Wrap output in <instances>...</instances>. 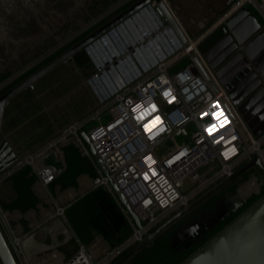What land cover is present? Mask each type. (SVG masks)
<instances>
[{
	"label": "built area",
	"instance_id": "2783aa9c",
	"mask_svg": "<svg viewBox=\"0 0 264 264\" xmlns=\"http://www.w3.org/2000/svg\"><path fill=\"white\" fill-rule=\"evenodd\" d=\"M246 5H252L264 16V0H238L234 8ZM163 33L168 37L163 35L159 41L155 35L159 44L151 48L153 51L142 44L147 41L151 47L155 41L151 43L149 37L139 33L121 43L124 49L119 50L120 54L114 56L110 52L102 60L93 58L95 73L88 82L98 93L96 108L0 172L1 186L14 173L29 167L40 194L52 202L55 216L64 219L68 206L60 207L53 200L56 173L44 160L56 153L57 160L62 161L61 149L73 144L96 172L93 186L105 187L111 194L130 235L117 243L103 234L86 244L75 238L76 248L69 256L53 249L44 257L30 260L22 248V238L0 205V230L17 264H113L173 213L231 177L255 155L264 174V130L254 135L239 118L237 106L207 73L208 65L200 58L195 40L201 61L197 59L216 91L191 58L189 42L184 46L173 30L179 42L166 28ZM171 37L177 43L173 49L166 46ZM182 59L187 63L171 71ZM81 132L101 160L105 173L97 166ZM184 180L190 182V187L182 192ZM111 182L122 192L140 226L119 203Z\"/></svg>",
	"mask_w": 264,
	"mask_h": 264
},
{
	"label": "water",
	"instance_id": "95a60500",
	"mask_svg": "<svg viewBox=\"0 0 264 264\" xmlns=\"http://www.w3.org/2000/svg\"><path fill=\"white\" fill-rule=\"evenodd\" d=\"M116 1L118 0H0V81ZM163 3H165L164 0H138L121 14L106 22L1 94L0 121L5 103L13 96L28 88L58 65L71 61L77 53L86 51L88 47L110 30L150 4H155L164 13L173 32L180 42L187 46L177 25L174 24L164 9ZM222 18L207 30L202 37L195 39V43L198 48L200 44L219 29V32L214 34L212 44L208 45L204 51L201 52L199 49L198 51L202 53L204 61L213 71L223 63L219 70L214 71V74L233 104L237 106V110L247 126L254 135H258L264 130V115L260 116L257 111L258 109H264V33L261 32L254 14L245 6L233 8ZM147 44L149 45V43ZM190 55L211 88L216 91L213 82L195 55L193 53ZM232 67L233 72L229 76ZM224 72L227 74H223ZM251 92L252 94H250ZM243 109L244 111H242ZM261 119L262 121L257 124L256 121ZM81 136L92 152L97 166L105 173L101 160L93 151L83 132H81ZM9 153L7 144H0V172L16 162V159ZM254 167H259L256 155L231 177L218 183L187 207L169 217L165 223L146 235L142 242L138 243L113 264L128 262L142 248L151 246L157 237L180 223L188 214L213 196L226 190L231 183ZM111 187L119 203L134 219L136 225L140 226L122 192L113 182H111ZM235 202V207L231 208L228 213L226 212L225 217H219L216 225L227 218L230 213L235 214L243 204L240 199H236ZM212 229V227L206 229L203 235L209 234ZM200 241H203V239ZM0 263L17 264L1 230ZM181 264H264V197L204 242Z\"/></svg>",
	"mask_w": 264,
	"mask_h": 264
},
{
	"label": "crops",
	"instance_id": "0c3cea01",
	"mask_svg": "<svg viewBox=\"0 0 264 264\" xmlns=\"http://www.w3.org/2000/svg\"><path fill=\"white\" fill-rule=\"evenodd\" d=\"M237 1L191 0L189 2V0H174L177 7L176 14L181 22L168 4L163 3V5L182 36L195 45L189 37L191 36L193 39L202 37L218 20L234 8ZM245 7L254 14L261 32L264 33L262 13L252 5ZM159 18L155 9L145 16L138 12L117 28L118 37L114 34L107 35V42L102 43L100 40L92 45L90 50L92 57L102 60L105 54L112 53L114 56L120 54L119 50L124 49L121 43L127 42L129 37H136L139 33L145 38L149 37V42L156 41L155 35L159 37L160 29L166 28L164 27L165 23L161 28H158V22L163 21ZM148 23L151 25V30L145 28L149 25ZM165 26L170 27L169 22ZM144 43L149 51H153L147 41ZM155 44H159V42ZM175 45L177 43L173 38L166 41V46L169 49H173ZM109 49H111V53ZM103 71L107 74V70ZM104 72L101 73L102 76H104ZM94 73L95 69L92 64L86 60L84 53L79 52L71 61L58 65L36 80L32 84V89L26 88L13 96L5 103L2 111L0 144L6 143L9 154L17 161L25 154L48 142L70 124L84 118L98 105L97 90L88 82L89 77ZM263 115L264 113L261 116ZM60 154V159L65 157L67 162L66 160L58 161V154L51 153L46 156L44 163L53 166L56 175L62 174L60 177L64 182L68 173L65 167L69 163L73 165L79 163L82 155L73 144L65 145ZM78 178L74 181L76 184L80 182ZM68 180L67 178L65 182ZM54 183L52 190L58 189L54 187ZM238 194L241 192L238 191ZM107 195L112 201L114 200L105 187L95 188L93 186L88 192L78 195L72 203V205H76L87 202V205L79 208L78 204V209L74 208V210L70 209L71 204L68 205L65 211H69L64 213V220L55 216L52 202L40 194L35 174L29 167H25L14 173L0 186V205L15 233L22 238L21 245L24 246V243L30 241L32 244L28 243L30 254H32V249H36L35 253L30 255L22 246L26 256L30 260H37L36 258L44 257L45 253L53 249L60 250L69 256L76 248L75 238L86 244L101 231L100 234L110 237L115 243L127 238L131 230L125 217L119 211V207H117V213L114 210L110 212L101 209L105 202L107 203ZM239 198H241L240 195ZM91 200L96 209L98 223L101 222L99 223L101 228L91 224L88 214V204ZM82 218L87 220L84 222Z\"/></svg>",
	"mask_w": 264,
	"mask_h": 264
},
{
	"label": "rangeland",
	"instance_id": "374dc122",
	"mask_svg": "<svg viewBox=\"0 0 264 264\" xmlns=\"http://www.w3.org/2000/svg\"><path fill=\"white\" fill-rule=\"evenodd\" d=\"M137 1L138 0H118L115 3H113L112 5H110L109 7H107L105 10H103L102 12H100L99 14L94 16L92 19H90L89 21H87L86 23H84L83 25L78 27L76 30H74L73 32H71L70 34L65 36L63 39H61L60 41H58L57 43H55L54 45L49 47L47 50H45L44 52H42L41 54L36 56L34 59H32L31 61H29L28 63H26L22 67H20L18 70H16L15 72H13L9 76H7L2 81H0V95L3 94L4 92H6L7 90H9L10 88H12L13 86H15L22 79L29 76L32 72L36 71L37 69L42 67L44 64H46L50 60L54 59L56 56L60 55L61 53H63L64 51H66L67 49H69L70 47L75 45L77 42H79L84 37H86L87 35H89L93 31H95L97 28H99L100 26H102L106 22L112 20L113 18H115L116 16L121 14L123 11L128 9L130 6H132ZM164 1L166 4L169 5L170 9L172 10V12L176 16V18L180 21V19L178 18V15L176 14L177 7L174 3V0H164ZM190 1L191 0H189V2ZM215 2H219V0H215ZM155 8H156L155 4H150L147 7H145L143 10H141L140 12L142 13L143 16H145L147 13H149L150 11H152V9H155ZM125 21H123V23ZM165 24H167V23H165ZM120 25H121V23L118 26H116L115 28H118ZM150 27H151L150 24L148 26H145V28H148V30H151ZM140 28L141 27L139 26V29ZM113 30H114V28L110 31H113ZM164 30L165 29H163V27L160 29V31H164ZM166 30H169V33L173 36L175 41L179 42L178 39L173 35V33L169 27L166 26ZM141 31H142V29H141ZM217 32H219V29L216 32H214V34ZM107 34H105V35H107ZM214 34L210 38H208L205 42L200 44V46H198V49L201 52L204 51L208 47V45L212 44V41L214 40V37H215ZM160 35L161 34H159V37H160L159 41H161L163 39V37H162L163 35L165 38L168 37V35L165 33H163L161 36ZM104 38H102L101 40L105 41ZM189 38L192 41L195 40L191 36ZM157 39H158V37H157ZM153 47H156V44H153V46H151V48H153ZM110 50L111 49H109V52H111ZM89 51L90 50L88 47L86 49V51H81V52L84 53L86 60H89V62L92 64V57H91L92 55H91V51L90 52ZM186 63H187V60L182 59L179 61V63L177 65L175 64L170 70L174 71L176 68L179 69L182 66H184ZM222 65H223V63L220 64L219 66H217L214 71L219 70L222 67ZM93 69H95V68L93 67ZM214 71L212 70L213 73H214ZM252 92L250 94H252ZM240 118L245 123V121L241 115H240ZM260 121H262V119L257 120L256 122L259 123ZM177 142L181 143V140L177 139ZM167 146H169V144H167ZM81 157H82V159H79V161H78L79 163H77L76 165H73L72 163H69V162H68L69 164H67V166L65 165L66 166L65 170L68 171L67 177H66V180H67V178L69 179L68 182H65L66 180L63 182L62 178L60 177V176H62V174L56 175L54 187H56L58 189L53 190L54 192L52 193V198L55 201V203L58 204L60 207L65 208L66 206H68L70 204L72 205V203L74 202V200L77 198L78 195L88 192V190H90L93 187V182H94L95 178H97L96 172L94 171V168L92 167L90 161L83 156H81ZM65 160L66 159L64 157L62 162H64ZM66 162H67V160H66ZM78 174H80V175H78ZM78 176H80V177L78 178ZM77 178L80 180V182L78 184H76L74 182ZM70 182H71V184H69ZM232 186L236 187V189H238L237 191H239V193L241 192V194H239V195L241 196L242 200L244 201V206L239 212V214H241L242 212H244L247 208H249L250 206H252L256 202L255 198L257 196H260L259 195L260 193L264 194V175H263V172L260 170L259 167H254L250 171H248V173L244 177H240V179H237L233 183H231L229 188H231ZM188 187H190V182L187 180H184L182 192H185ZM79 191H80V193H79ZM216 196H217V194L215 196H213L211 199H209L207 202H211L213 199H216L215 198ZM248 201H252V202L249 203ZM78 204H76V205L73 204L70 209H72V210H74V208L78 209ZM85 204L87 205V202ZM85 204H79V208L85 206ZM117 207L118 206H117L116 202L114 200L112 201L110 199V197L108 196L107 203L105 202L104 207L101 209L105 210V211L107 210L110 212L112 210H114L116 212V210H118ZM68 211H64V213L66 214V212H68ZM88 214L90 216L91 224L101 228L102 226H101V224H99L101 222L99 221V223H98V219L96 216L97 215L96 209L92 204V200L88 204ZM174 214L175 213H173L172 215H174ZM236 217H237V215L235 217H233L232 219H230L229 221H226L224 223V225L227 226ZM82 220L85 222L87 219L85 220V218H82ZM223 226L217 231V233L225 227V226L224 227ZM101 232H99L98 234H100ZM166 237H167V234L163 233L162 235H160L159 237H157L154 240V242L152 243L151 246L142 248L139 252H137L135 254L134 257H132L125 264H181L183 261H185L189 256H191L194 253L193 252L191 255L187 254L184 256L181 254L175 253L173 251V249H170L169 242H168ZM28 243H30V241H28ZM28 243H24V246H23V244H22V246L28 252V254H30V252H29L30 247H29ZM35 251H36V249H32L31 253L34 254ZM32 254H30V255H32Z\"/></svg>",
	"mask_w": 264,
	"mask_h": 264
},
{
	"label": "flooded vegetation",
	"instance_id": "af4514ba",
	"mask_svg": "<svg viewBox=\"0 0 264 264\" xmlns=\"http://www.w3.org/2000/svg\"><path fill=\"white\" fill-rule=\"evenodd\" d=\"M237 190L236 187H228L226 190L217 194L215 197L216 199L199 206L196 210L188 214L180 223L171 227L166 232V238L169 242L170 249H173L175 253L183 256L187 254L191 255L199 249L204 242L213 237L226 221H229L236 215L238 216L240 210L244 206V201L239 198ZM236 199L243 201L242 206L237 209L235 214L230 213L227 218L216 225L219 217H225L226 212L228 213L231 208L235 207ZM211 227L213 228L212 231L204 236V231ZM201 239H203V241H200Z\"/></svg>",
	"mask_w": 264,
	"mask_h": 264
},
{
	"label": "bare ground",
	"instance_id": "6f19581e",
	"mask_svg": "<svg viewBox=\"0 0 264 264\" xmlns=\"http://www.w3.org/2000/svg\"><path fill=\"white\" fill-rule=\"evenodd\" d=\"M163 7H164V5H163ZM165 9V8H164ZM155 10L157 11V14H158V16L163 20L161 23L160 22H158V28H160V27H162L163 25L162 24H164V23H167L168 22V19H167V17L164 15V13L159 9V8H155ZM166 10V9H165ZM169 15V14H168ZM130 18V17H129ZM159 18V19H160ZM173 21V20H172ZM123 23V22H122ZM121 23V24H122ZM164 27H166L165 26V24H164ZM170 29L172 28L171 26L169 27ZM173 29H171V31H172ZM156 31V30H155ZM162 33V31L159 33V34H161ZM111 34H114L116 37H118V33H117V28H114V30L113 31H111L110 33H108V35L110 36ZM183 37V36H182ZM155 38V37H154ZM104 39H106V42H107V38L105 37ZM183 39L185 40V42H189V47H190V51H192L193 52V54L195 55V57L197 58L198 57V59L200 60V58L202 59V61H203V63L207 66V64L205 63V61L203 60V58L200 56V58H199V56H198V54H197V52H196V48H195V45H193L192 43H191V41H189L188 39H186V37L184 36L183 37ZM101 39H99L98 41H100ZM101 42L102 43H104V41H102L101 40ZM96 43V42H95ZM94 43V44H95ZM109 43V42H108ZM155 43H158V41H157V39H156V41H155ZM145 44L146 43H144L143 44V46H145ZM150 48V47H149ZM89 50H91V46L89 47ZM186 51H189V49H186ZM90 52V51H89ZM92 57V56H91ZM191 58H192V56H191ZM197 59V60H198ZM201 61V60H200ZM201 63V62H200ZM206 71H207V73L210 75V77L214 80V82H216L218 85H219V87H220V89H222V87H221V85H220V83H219V81H218V79L216 78V76H215V74L212 72V70L209 68V66H207V69H206ZM231 72H233V67L230 69V74H228L229 76H231L232 75V73ZM223 74H227V73H223ZM225 96H226V98L230 101V99H229V97H228V95H226V93H225ZM255 108H256V105H255ZM241 109H242V107H241ZM242 111H244V109L242 110ZM258 111V113L260 114V116L264 113V109H258L257 110ZM236 112H237V114L239 115V118H240V114H239V112H238V110H236ZM241 119V118H240ZM61 212V211H60Z\"/></svg>",
	"mask_w": 264,
	"mask_h": 264
},
{
	"label": "trees",
	"instance_id": "16d2710c",
	"mask_svg": "<svg viewBox=\"0 0 264 264\" xmlns=\"http://www.w3.org/2000/svg\"><path fill=\"white\" fill-rule=\"evenodd\" d=\"M92 67H93V66H92ZM259 195H260V196H257L258 198H257V197L255 198V199H256V200H255L256 202H257L259 199H261L262 197H264V194H262V193H260ZM248 202L251 203L252 201H248Z\"/></svg>",
	"mask_w": 264,
	"mask_h": 264
},
{
	"label": "clouds",
	"instance_id": "9594fccd",
	"mask_svg": "<svg viewBox=\"0 0 264 264\" xmlns=\"http://www.w3.org/2000/svg\"><path fill=\"white\" fill-rule=\"evenodd\" d=\"M105 40H106V39H105ZM92 45H94V43H93ZM92 45H91V46H92ZM92 59H93V57H92ZM107 63H109V62H107ZM92 66L95 68V65H94L93 61H92Z\"/></svg>",
	"mask_w": 264,
	"mask_h": 264
},
{
	"label": "snow or ice",
	"instance_id": "6c2138e0",
	"mask_svg": "<svg viewBox=\"0 0 264 264\" xmlns=\"http://www.w3.org/2000/svg\"><path fill=\"white\" fill-rule=\"evenodd\" d=\"M154 107V106H153Z\"/></svg>",
	"mask_w": 264,
	"mask_h": 264
}]
</instances>
